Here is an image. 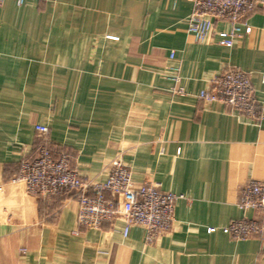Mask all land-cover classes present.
<instances>
[{
	"label": "crops",
	"instance_id": "crops-1",
	"mask_svg": "<svg viewBox=\"0 0 264 264\" xmlns=\"http://www.w3.org/2000/svg\"><path fill=\"white\" fill-rule=\"evenodd\" d=\"M192 8L0 3V264H264V233L234 239L227 228L254 216L239 196L249 180L264 181V5L247 13L252 31L231 47L189 34ZM231 67L248 72L258 117L198 97ZM37 124L49 127L54 156L68 154L84 177L103 179L120 159L137 183L178 195L172 228L151 243L141 226L124 236L121 219L87 229L73 191L29 194L13 178L36 153Z\"/></svg>",
	"mask_w": 264,
	"mask_h": 264
},
{
	"label": "built area",
	"instance_id": "built-area-1",
	"mask_svg": "<svg viewBox=\"0 0 264 264\" xmlns=\"http://www.w3.org/2000/svg\"><path fill=\"white\" fill-rule=\"evenodd\" d=\"M17 1L22 4L25 0ZM258 5H264V0H193L192 11L186 18L187 32L196 41L215 39L218 44L231 47L251 33L252 26L245 17ZM218 22H228L230 29H218ZM173 55L171 51V57ZM179 78L178 74L172 76L177 82ZM198 97L232 106L252 118L259 116L260 105L250 76L239 67L215 75ZM36 130L39 140L36 153L21 161L20 170L13 178L14 182H23L29 194L48 198L73 191L78 201V226L87 229H98L104 222L115 228V223L121 219L124 236L129 235L133 226H141L146 230L147 242L151 243L160 233L172 228L178 195L161 190L152 181L137 183L131 168L120 159L107 163L103 179L86 178L73 167L68 154L54 156L46 138L47 125L37 124ZM238 206L255 214L231 220L227 227L230 236L247 239L262 235L264 181L249 180L240 193Z\"/></svg>",
	"mask_w": 264,
	"mask_h": 264
}]
</instances>
